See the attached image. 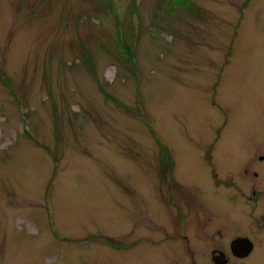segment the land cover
Instances as JSON below:
<instances>
[{"label": "rangeland", "instance_id": "374dc122", "mask_svg": "<svg viewBox=\"0 0 264 264\" xmlns=\"http://www.w3.org/2000/svg\"><path fill=\"white\" fill-rule=\"evenodd\" d=\"M254 150L264 0H0V264H145L146 202Z\"/></svg>", "mask_w": 264, "mask_h": 264}, {"label": "flooded vegetation", "instance_id": "af4514ba", "mask_svg": "<svg viewBox=\"0 0 264 264\" xmlns=\"http://www.w3.org/2000/svg\"><path fill=\"white\" fill-rule=\"evenodd\" d=\"M255 151V161H251ZM254 152L244 162L218 165L224 177L206 180L212 195H203L205 188L196 184L187 186L201 191L187 194L186 184L179 179L180 186L170 185L167 200L173 208L167 204L161 213L174 226L150 222L151 207L146 202L148 227L144 226L136 240L148 250L145 264H264V150ZM188 166L181 168L186 171ZM205 166L207 172L217 170L215 164ZM162 167L165 175L167 166Z\"/></svg>", "mask_w": 264, "mask_h": 264}, {"label": "trees", "instance_id": "16d2710c", "mask_svg": "<svg viewBox=\"0 0 264 264\" xmlns=\"http://www.w3.org/2000/svg\"><path fill=\"white\" fill-rule=\"evenodd\" d=\"M117 52V51H116ZM112 55H114V54H112Z\"/></svg>", "mask_w": 264, "mask_h": 264}]
</instances>
